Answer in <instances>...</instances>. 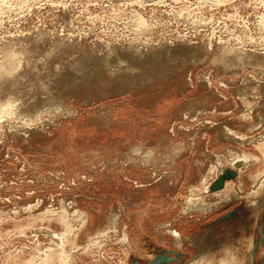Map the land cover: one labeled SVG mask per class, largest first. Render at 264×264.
<instances>
[{
  "label": "rangeland",
  "instance_id": "1",
  "mask_svg": "<svg viewBox=\"0 0 264 264\" xmlns=\"http://www.w3.org/2000/svg\"><path fill=\"white\" fill-rule=\"evenodd\" d=\"M196 220L181 264H264V0H0V264L190 256Z\"/></svg>",
  "mask_w": 264,
  "mask_h": 264
},
{
  "label": "crops",
  "instance_id": "2",
  "mask_svg": "<svg viewBox=\"0 0 264 264\" xmlns=\"http://www.w3.org/2000/svg\"><path fill=\"white\" fill-rule=\"evenodd\" d=\"M204 150V149H203ZM205 155L208 154V151L205 149L203 152ZM240 178V177H239ZM237 178V180H235L236 182H241V180ZM253 178V177H252ZM226 191V189H225ZM223 191V192H225ZM206 208H203L202 210L204 211ZM231 213L229 212V215H224L222 218V221H229L231 219ZM228 218V220L226 219ZM197 221V220H196ZM194 221V222H188L183 228L182 230L178 231V230H172L170 231L172 235H174L176 237V242L174 245H179V246H183L185 242V239H187L188 242V246L194 247V253L193 255L191 254L190 256H188L190 254L187 253V251H181L178 249H174V248H168L166 249L164 252H169V253H157V255H155V257L147 262H142V261H138L135 264H181L185 257H189V259L194 256L195 261H211L214 260V258H212V256H209V254H205V252H202V250L204 249L205 245H209V242L206 244V240L209 239V235H211V233L215 232L216 226L211 225L208 226L202 234H200L197 237H190V236H185V233H188L189 231H199L200 229H203L204 227H206L205 225H201L200 221ZM230 222V221H229ZM213 231V232H212ZM207 235V236H206ZM214 235V234H213ZM215 240H217V237H214ZM254 239V238H253ZM250 241V248L252 250H254V240ZM257 249V246L255 247ZM227 249V248H226ZM225 249V253H229L227 250ZM253 250L251 253V255H253ZM208 251H211L210 249ZM196 253V254H195ZM161 256V258L159 257ZM159 257V260H158ZM231 257H234L233 255ZM230 257V258H231ZM222 260H226L228 261V258H223ZM235 260V257H234ZM220 264V262H219Z\"/></svg>",
  "mask_w": 264,
  "mask_h": 264
},
{
  "label": "bare ground",
  "instance_id": "3",
  "mask_svg": "<svg viewBox=\"0 0 264 264\" xmlns=\"http://www.w3.org/2000/svg\"><path fill=\"white\" fill-rule=\"evenodd\" d=\"M240 161H234V163H233V165L234 166H238V165H240ZM235 168V167H234ZM232 169V168H231ZM216 179V178H215ZM214 179V180H215ZM235 179V178H234ZM213 180V181H214ZM229 182H232V180L231 179H229V180H226L225 182H224V185H223V187L221 188V189H219V190H214V191H211V193H219V192H221L223 189H224V187L229 183ZM211 183L212 182H210L209 183V185H207L206 186V189H207V192H210V185H211ZM258 188H259V186H255V189L256 190H258ZM197 198H195L194 196H192L191 198H190V200L192 201V200H196ZM74 214H77V209L75 208L74 210ZM79 214V218H78V220L77 221H80V225H82V224H85L87 221H88V219H89V217H88V214L86 213V212H83V213H78ZM79 223V222H78ZM70 228V227H69ZM72 228H74V227H72ZM78 228V227H77ZM67 229V228H66ZM76 229V228H75ZM112 231H117V228H113V229H111L110 227H107L106 228V230H103V231H100L99 232V235L100 236H97L96 238H94L92 241H91V243L90 244H93V242H97L100 238L102 239V238H104V237H107L108 235H107V233H109V232H112ZM66 232H68V230L66 231ZM72 232V231H71ZM117 233V232H116ZM115 234V233H114ZM58 236H57V242H56V244H57V247L56 248H59L61 251H64L65 250V247H66V243H67V238L65 237V232L64 233H61V234H57ZM126 235L124 234L122 237H124L123 239H122V241L121 242H123V244L124 243H126L125 245H129V242H127V236L125 237ZM100 239V240H101ZM89 245V244H88ZM87 246V245H86ZM90 246V245H89ZM126 246V247H127ZM83 247V246H82ZM93 246H91V248H92ZM130 247V246H129ZM52 250V249H51ZM55 250V249H54ZM68 250V249H67ZM71 251V250H70ZM72 252V251H71ZM70 252V253H71ZM55 253V252H54ZM69 253V254H70ZM59 254V253H58ZM64 253L63 252H61V256L63 255ZM68 254V253H67ZM47 255V254H46ZM51 255V254H50ZM53 255V254H52ZM61 256H59V257H61ZM65 256V255H64ZM70 256V255H69ZM66 258H68V257H66ZM62 259H63V257H62ZM69 259V258H68ZM66 259H64V261H65ZM222 264H225V261H223L222 262Z\"/></svg>",
  "mask_w": 264,
  "mask_h": 264
},
{
  "label": "water",
  "instance_id": "4",
  "mask_svg": "<svg viewBox=\"0 0 264 264\" xmlns=\"http://www.w3.org/2000/svg\"><path fill=\"white\" fill-rule=\"evenodd\" d=\"M236 177V171L234 169L231 168H226L223 171L219 172L218 176L216 177V179L211 183L210 185V190L214 191V190H219L223 187L224 182L227 179H233ZM161 258V256H159ZM158 257V260H159Z\"/></svg>",
  "mask_w": 264,
  "mask_h": 264
}]
</instances>
